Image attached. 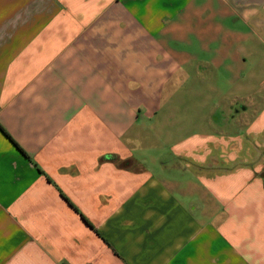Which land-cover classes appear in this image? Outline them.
<instances>
[{
  "label": "crops",
  "instance_id": "obj_1",
  "mask_svg": "<svg viewBox=\"0 0 264 264\" xmlns=\"http://www.w3.org/2000/svg\"><path fill=\"white\" fill-rule=\"evenodd\" d=\"M0 264H264V0H0Z\"/></svg>",
  "mask_w": 264,
  "mask_h": 264
},
{
  "label": "trees",
  "instance_id": "obj_2",
  "mask_svg": "<svg viewBox=\"0 0 264 264\" xmlns=\"http://www.w3.org/2000/svg\"><path fill=\"white\" fill-rule=\"evenodd\" d=\"M7 135V134H6ZM9 137V136H8ZM16 145V144H15ZM16 147H18L17 145H16ZM19 148V147H18Z\"/></svg>",
  "mask_w": 264,
  "mask_h": 264
}]
</instances>
